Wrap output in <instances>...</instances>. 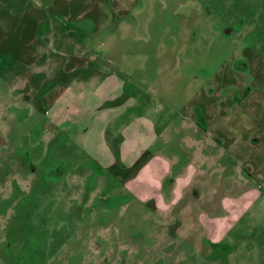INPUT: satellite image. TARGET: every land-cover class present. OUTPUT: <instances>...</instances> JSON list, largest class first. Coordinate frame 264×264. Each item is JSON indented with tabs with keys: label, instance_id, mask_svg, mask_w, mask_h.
Wrapping results in <instances>:
<instances>
[{
	"label": "rangeland",
	"instance_id": "obj_1",
	"mask_svg": "<svg viewBox=\"0 0 264 264\" xmlns=\"http://www.w3.org/2000/svg\"><path fill=\"white\" fill-rule=\"evenodd\" d=\"M122 2L130 12L112 32L133 60L104 138L133 115L154 124V144L135 163L101 166L84 149L91 129L76 108L53 129L16 97L7 146L0 126V264H264L260 198L215 243L232 207V107L264 90V0ZM154 155L162 168L149 165Z\"/></svg>",
	"mask_w": 264,
	"mask_h": 264
},
{
	"label": "crops",
	"instance_id": "obj_2",
	"mask_svg": "<svg viewBox=\"0 0 264 264\" xmlns=\"http://www.w3.org/2000/svg\"><path fill=\"white\" fill-rule=\"evenodd\" d=\"M0 1L5 4L0 8V80L4 82L0 84L3 86L0 126L5 123V145L13 140L10 136L7 141V135L9 138L13 130L14 100L25 98L30 102L19 106L29 108L27 116L44 113L46 121L54 122L53 129H59L60 115H67V121L72 118L71 108L85 116L84 122L90 126L88 131L91 130L84 133L83 146L95 163L104 167L119 159L123 163H135L140 158L141 146L154 144V124L149 118L138 120L132 115L120 125L116 137L110 136L107 142L104 138L114 117L122 112L121 106H116L127 92L126 77L121 70L128 68L133 60L125 54L124 39L112 32L119 25L118 18L129 15L130 10L121 7L124 0H37L44 5L43 9L37 6L27 9L23 0ZM8 4L13 6L9 10ZM102 24H111V31L97 39L98 27ZM102 50L108 59L100 60L93 55ZM126 103L133 104L129 97ZM238 105L232 107V143L227 145L232 146V207L227 216L217 219L219 223L228 219V226L227 230L218 232L215 243L244 218L257 198L261 199L264 215V192L256 190H264V90L254 100ZM141 130L146 137L141 138ZM142 139L146 141L144 144ZM154 156L149 165L162 168L161 164L166 161ZM254 180L261 182H255L254 187ZM238 255L241 258L242 254L236 253L230 259H237ZM243 260L234 264H251Z\"/></svg>",
	"mask_w": 264,
	"mask_h": 264
}]
</instances>
